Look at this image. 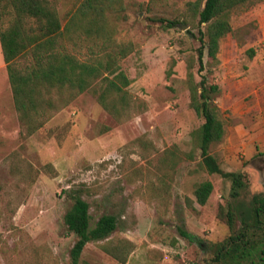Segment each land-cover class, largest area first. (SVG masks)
<instances>
[{"label":"rangeland","instance_id":"1","mask_svg":"<svg viewBox=\"0 0 264 264\" xmlns=\"http://www.w3.org/2000/svg\"><path fill=\"white\" fill-rule=\"evenodd\" d=\"M80 1L53 0L63 25ZM123 1L114 37L133 48L119 62L131 79L130 115H114L93 91L62 102L53 90L52 106L23 119L0 42V264H72L71 190L89 202L92 225L103 214L118 217L109 237L87 243L81 264H264L260 242L239 261L217 260L219 244L264 197V0L232 15L233 31L216 59L206 49L202 72L191 6L198 0ZM172 19L179 23L163 26ZM190 72L197 83L206 75L219 85L225 135L210 152L224 170L244 174L238 196L203 165L195 132L204 118L191 106ZM206 180L214 189L202 205L195 190ZM229 205L233 227L221 215Z\"/></svg>","mask_w":264,"mask_h":264},{"label":"trees","instance_id":"2","mask_svg":"<svg viewBox=\"0 0 264 264\" xmlns=\"http://www.w3.org/2000/svg\"><path fill=\"white\" fill-rule=\"evenodd\" d=\"M258 1L205 0L203 7L199 0L191 3L199 17V29L198 34L190 29L188 32L201 41L198 49L200 72L205 69L206 49L209 56L216 59L221 40L233 31L232 15ZM124 9L123 0H81L63 25L53 0H0V42L15 105L23 119L39 112L43 103L52 106L55 99L49 95L53 90L61 94L62 102L66 98H74L78 93L93 91L103 107L114 115H127L128 112L130 115L133 107L126 87L131 79L121 70L119 62L133 48L131 43L117 42L114 37L115 20L120 18ZM162 22L164 27H174L179 23L177 19ZM70 45L77 48L83 57L71 51ZM88 50L92 55L88 56ZM189 75L191 106L204 118L195 132L203 165L210 172L228 178L232 182V194L238 196L246 186L244 174L224 170L210 152L211 146L220 142L225 135V125L215 101L219 85L208 83L206 75L199 83L192 72ZM213 189L211 180L201 182L195 190L197 201L205 205ZM70 195L73 204L65 214V221L69 230L77 236L71 250L72 264H81L87 243L109 237L118 227V217L103 214L92 225L89 202L74 190ZM222 209L221 215H226L229 225L233 227L235 211L232 205ZM242 222L243 227L238 234L219 244L218 261L222 258L230 262L239 261L247 254L251 255L258 242L262 243L260 252L264 260V197L258 195L254 198ZM257 230L261 232L257 233ZM109 251L120 259L124 255L116 250Z\"/></svg>","mask_w":264,"mask_h":264},{"label":"water","instance_id":"3","mask_svg":"<svg viewBox=\"0 0 264 264\" xmlns=\"http://www.w3.org/2000/svg\"><path fill=\"white\" fill-rule=\"evenodd\" d=\"M188 26L187 25H185V28H187Z\"/></svg>","mask_w":264,"mask_h":264}]
</instances>
